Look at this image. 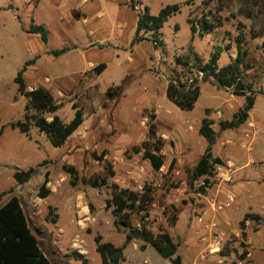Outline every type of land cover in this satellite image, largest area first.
Listing matches in <instances>:
<instances>
[{
	"label": "rangeland",
	"instance_id": "rangeland-1",
	"mask_svg": "<svg viewBox=\"0 0 264 264\" xmlns=\"http://www.w3.org/2000/svg\"><path fill=\"white\" fill-rule=\"evenodd\" d=\"M131 2L0 0V194L12 189L11 194L0 197V206L11 195L18 197L50 264H81L73 259L74 254L86 264H101L94 238L100 236L103 242L121 246L128 231L115 227L105 207L109 186L91 188L82 180L108 177L112 172L108 184L136 192L144 186L152 189L147 213L131 216L133 228L144 225L154 236L168 233L177 246L187 237H200L205 247L199 261L213 255L212 264L216 260L217 264H254L257 255L264 257V216L252 211L264 205V161L258 159L263 157L264 144V10L260 0H139L151 15L166 5L180 7L164 21L160 29L164 46L158 50L147 40L130 45L137 13L142 10L139 5L133 10ZM30 21L47 30L45 45L38 35L26 32ZM188 21L195 28L193 35ZM238 36L244 40L243 83L251 86L255 103L243 125L222 132L218 123L231 119L243 105V97L233 96L232 89L220 87L212 78L201 87L203 82L197 79L200 96L186 112L166 99L165 89L169 77L180 83L193 78L195 68L205 64L215 48L222 51L219 68L233 61ZM64 47L69 51L51 55ZM176 57L189 67L176 65ZM30 60L33 64L22 75L26 91L48 90L58 105L55 115L63 123L72 119L73 106L82 110V124L60 148H53L33 125L26 134L10 128L34 114L26 109L27 99L17 93L13 82ZM100 64L104 69L97 74L94 69ZM115 87L121 93L108 98L106 91ZM44 116L50 121L51 115ZM204 117L212 121L216 133L212 156L222 164L214 166L211 185L200 194L203 178L192 180V170L206 146L198 134ZM234 133L242 134L246 142L257 139L251 154L258 158H248V143L240 148L233 145L240 138ZM144 142L152 150L158 145L161 148L163 165L158 171L142 156ZM135 148L140 152L135 153ZM231 153L240 154L237 165L229 157ZM67 167L77 172L75 185L70 183ZM29 168L36 169L29 181L18 184L13 180L16 170ZM237 171L245 176L235 179ZM45 177L48 195L40 198ZM238 183L258 193L243 201V208L250 201L253 206L248 205L247 214L259 216L245 222L243 233L241 218L233 213V222L227 221L221 228L216 225V210L221 213L240 202L234 191ZM173 217L176 222L171 225ZM177 222L183 227H174ZM125 256L123 264H155L156 252L134 239ZM258 257L256 264H264Z\"/></svg>",
	"mask_w": 264,
	"mask_h": 264
},
{
	"label": "trees",
	"instance_id": "trees-1",
	"mask_svg": "<svg viewBox=\"0 0 264 264\" xmlns=\"http://www.w3.org/2000/svg\"><path fill=\"white\" fill-rule=\"evenodd\" d=\"M188 1L185 2L187 4ZM264 10V0H260ZM142 6L139 0H132L131 8ZM179 5H166L161 8L156 15H151L147 6H142V10L137 13L134 37L131 40V46L141 41H150L155 50L161 49L164 46L160 29L166 19L179 12ZM190 31L193 35L195 28L190 24ZM28 34H36L40 41L45 45L48 41V33L43 25L34 24L30 21L26 31ZM243 38L238 36L236 42V57L223 67L217 66L220 53V48H215L210 54L207 62L202 66H198L196 71L202 72L201 82L206 83L209 78L217 82L220 87L232 89V95L235 97H243L244 102L240 109L232 114L228 121H220L218 127L220 131L233 130L243 125L249 116L250 110L255 103V94L250 85H245L242 79L243 56L245 52L242 50ZM261 48L264 50V41L261 43ZM69 48H61L51 51L53 57H58L61 54L68 52ZM174 63L183 68H188V62L182 61L181 58H174ZM33 64V61H26L21 69L17 72L14 78V84L17 87V93L23 95L27 99L26 109L34 111L33 115L25 116L24 122H16L10 124L11 129H17L20 133L26 134L29 126L33 125L40 133L44 134L49 144L53 148H60L65 141L80 127L83 121V114L80 108L73 106L74 114L68 123H63L55 112L58 110L53 96L48 90L43 87H36L29 91L23 83L22 75L27 67ZM194 67V66H193ZM104 69V64L98 65L94 71L100 74ZM121 93L120 87L109 88L106 91V96L110 99L116 98ZM200 95V89L197 79L190 78L185 83H180L177 79L168 78V83L165 89L166 99L180 111H191L197 102ZM44 114L51 115L50 121H47ZM212 121L207 117L200 121L198 134L205 140L206 146L202 155L197 160L192 170V180L203 178L205 186L199 187L198 193L204 194L205 188L210 187L209 179L213 177L214 166L222 164L218 157H213L211 154L212 146L216 141V133L212 129ZM1 134V130H0ZM160 144V142H158ZM160 147L155 146L152 150L147 143H142V156L146 159L153 170L158 171L163 160L159 154ZM135 153L140 150L135 148ZM70 174L71 185H75L77 181V172L73 167L64 168ZM36 173L35 168H29L26 171L16 170L12 178L18 183L29 181ZM110 172L108 177L90 178L82 180L83 184L91 188H102L109 186L110 197L105 202L106 209L110 210L114 218V225L117 229L126 230L124 242L117 247L109 242H103L100 236L94 238L95 252L98 254L101 264H123V250L133 239H140L148 244L162 258L168 259L170 264H181V259L176 255L177 245L172 241L168 233H159L156 236L152 235L145 229L144 225L139 228L131 226V216L133 214H146L149 206L153 201L152 189L144 186L140 192L129 189L120 188L115 183L108 184V178L112 177ZM47 178H44L43 183L39 188V197L45 198L48 195L46 187ZM12 189H8L0 194L1 196L9 195ZM258 220V216L245 214L240 225L243 228L244 221ZM176 220L172 218V224ZM75 261H80L81 264H86L85 260L78 254L73 255ZM0 264H50L39 248L38 242L32 234L17 196L11 195L8 200L0 206Z\"/></svg>",
	"mask_w": 264,
	"mask_h": 264
},
{
	"label": "crops",
	"instance_id": "crops-1",
	"mask_svg": "<svg viewBox=\"0 0 264 264\" xmlns=\"http://www.w3.org/2000/svg\"><path fill=\"white\" fill-rule=\"evenodd\" d=\"M136 26V24H135ZM131 44V42H130ZM64 48H67V47H64ZM103 71V70H102ZM205 84V83H202L200 85V87ZM199 87V89H200ZM200 96V95H199ZM205 118V117H204ZM249 118V116H248ZM203 119V118H202ZM201 119V120H202ZM209 119V118H208ZM200 120V121H201ZM248 120V119H247ZM200 124V123H199ZM248 124H251V121L248 122ZM199 128V127H198ZM214 131L215 129L212 128ZM227 131V130H226ZM244 132V131H243ZM242 134H238V133H234V137H240L239 140L238 138L235 139V142H234V146L237 148H240L241 146H243V144L245 145L246 143H248V147H247V156L250 160H253V158H258V157H255L254 155H252V142L253 141H257V139H252L249 141V142H246L244 141V137L242 138L241 137ZM243 136V135H242ZM226 137V136H225ZM202 138V137H201ZM241 140V141H240ZM205 141V140H204ZM258 141H261V140H258ZM215 144V143H214ZM232 145V146H233ZM212 151V150H211ZM261 151L263 152V157L262 158H258L259 160H262L264 161V144H262V147H261ZM212 154V153H211ZM230 158H232L234 161V163L237 165L238 164V161L240 159V154L239 153H231V155L229 156ZM220 159V158H219ZM221 160V159H220ZM222 161V160H221ZM239 171V170H238ZM235 172L234 173V177L235 179H241L242 177L245 176V174L243 172ZM234 191H235V194L237 195V197H239L240 199V202H237V206H230L229 208H224L223 211L220 213L218 210H216V225L217 227L221 228L223 227V223H227V221H231L233 222V220L230 219V216H231V213L234 214V216L236 217H239L241 218V221L243 220L242 216L244 217L245 214H247V211L249 209L248 205H251V201H250V204H246V208H243L242 207V204H243V201L244 200H247V198L250 200L252 197H255L258 193L257 191L253 190L252 188H249L248 186H243L241 184H237L235 187H234ZM262 190H259V193L261 192ZM264 195V194H263ZM258 197V196H257ZM261 199V198H260ZM22 207V206H21ZM251 207H253L251 205ZM252 211L254 214L256 215H263L264 216V205L261 207H256V208H252ZM254 215V216H256ZM26 217V216H25ZM259 217V216H258ZM248 220H251V219H248ZM246 220V221H248ZM244 221V226L243 228L241 227V225L239 224L240 228H241V231L242 233L244 232V229H245V222ZM255 221V220H254ZM28 222V221H27ZM176 220L174 221V224H175ZM241 223V222H240ZM29 225V224H28ZM173 225V224H171ZM181 227L182 225L179 224V222L176 223V225H174V227ZM183 227V226H182ZM171 237V235H170ZM172 241H173V238L171 237ZM134 240V239H133ZM132 241V240H131ZM124 242V241H123ZM174 242V241H173ZM110 243V242H109ZM112 244V243H111ZM123 244V243H122ZM121 244V245H122ZM176 244V243H175ZM177 245V244H176ZM115 246V245H114ZM119 247V246H117ZM129 247V244L124 248L123 250V257L124 259H126V256H125V253L127 251ZM205 247V244L203 243L202 244V241L200 239V237H187L186 239L183 240L182 242V245L180 246H177L176 248V255H178L181 259V264H212L210 263V259H213V255L212 256H208L207 257V260L206 261H199L198 258L202 252V249H204ZM153 249V248H152ZM256 255V252L253 251V257ZM207 256V255H206ZM257 257L258 255L255 257V259L257 260ZM217 259V257H216ZM153 260L155 262V264H158V263H161V260L164 261V260H168V259H164L162 257H160L157 253H156V256L153 257ZM256 260L254 264H256ZM264 260V257L259 255L258 257V261L262 262ZM169 261V260H168ZM218 263V261L216 260V264ZM170 264V262H169ZM228 264V263H227Z\"/></svg>",
	"mask_w": 264,
	"mask_h": 264
},
{
	"label": "built area",
	"instance_id": "built-area-1",
	"mask_svg": "<svg viewBox=\"0 0 264 264\" xmlns=\"http://www.w3.org/2000/svg\"><path fill=\"white\" fill-rule=\"evenodd\" d=\"M202 76H203L202 72H198V71H197V72L194 74V77H193V78H195V79H201Z\"/></svg>",
	"mask_w": 264,
	"mask_h": 264
}]
</instances>
